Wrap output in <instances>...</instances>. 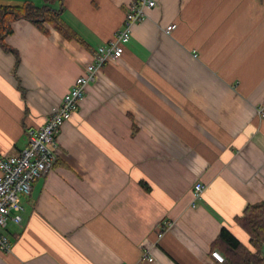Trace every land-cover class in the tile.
Listing matches in <instances>:
<instances>
[{
    "label": "crops",
    "instance_id": "crops-1",
    "mask_svg": "<svg viewBox=\"0 0 264 264\" xmlns=\"http://www.w3.org/2000/svg\"><path fill=\"white\" fill-rule=\"evenodd\" d=\"M27 1L48 0L0 4ZM134 1L63 0L81 42L13 23L20 62L0 46V155L28 146ZM155 1L60 131L0 264H226L212 256L225 258L213 248L224 228L249 246L236 219L264 204V0Z\"/></svg>",
    "mask_w": 264,
    "mask_h": 264
},
{
    "label": "built area",
    "instance_id": "built-area-1",
    "mask_svg": "<svg viewBox=\"0 0 264 264\" xmlns=\"http://www.w3.org/2000/svg\"><path fill=\"white\" fill-rule=\"evenodd\" d=\"M157 6L155 0H135L127 9L123 28L114 38L100 45L93 54L92 62L86 65L85 72L79 76L72 89L63 97L62 103L55 107L45 125L39 128H29L28 146L18 156L5 157L0 155V250L10 253L13 244L6 234L10 222L21 226L25 207L23 197L31 195L34 183L49 173L57 163V139L63 126L78 111L84 100L88 88L95 83L101 69L110 63L118 62L127 43L131 40L133 29L140 24L148 9ZM176 25L167 27L166 32L172 33ZM258 115L264 119V105L257 109ZM205 192V185L196 183L193 189L194 199L201 201ZM159 232V238H162ZM212 256L224 263L225 258L219 252ZM144 258L154 263V257L145 251Z\"/></svg>",
    "mask_w": 264,
    "mask_h": 264
},
{
    "label": "trees",
    "instance_id": "trees-1",
    "mask_svg": "<svg viewBox=\"0 0 264 264\" xmlns=\"http://www.w3.org/2000/svg\"><path fill=\"white\" fill-rule=\"evenodd\" d=\"M56 2L60 3V9L52 7L51 4ZM62 5L63 0H48L45 6H37L32 1L17 6L0 4L1 48L5 52L15 54L17 63L20 62L19 54L7 45L6 38L13 33V23L21 20L32 23L47 35L50 33L49 26L65 38L81 42L78 35L63 20ZM236 221L249 235V246L244 245L224 228L221 236L213 243V248L223 252L226 264H264V204L248 206Z\"/></svg>",
    "mask_w": 264,
    "mask_h": 264
}]
</instances>
